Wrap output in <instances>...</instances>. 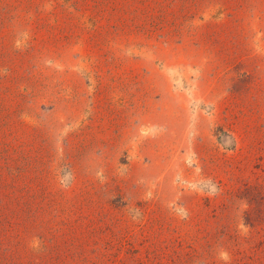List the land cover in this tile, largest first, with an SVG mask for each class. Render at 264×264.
<instances>
[{
  "label": "rangeland",
  "instance_id": "374dc122",
  "mask_svg": "<svg viewBox=\"0 0 264 264\" xmlns=\"http://www.w3.org/2000/svg\"><path fill=\"white\" fill-rule=\"evenodd\" d=\"M147 10L150 38L166 46L158 58L178 65L165 70L179 96L166 93L163 126L141 132L165 143L162 168L113 173L94 192L76 161L19 145L10 104H0V264H264V0H147ZM50 64L0 61V89L15 80L28 91L22 100L32 105L21 111L39 125L32 143L54 139L40 116L58 101ZM30 74L43 81L32 86ZM148 106L131 99L127 108L136 121L160 123ZM233 118L246 119L247 129L240 120L230 127L242 159L221 128ZM180 191L199 201L184 207Z\"/></svg>",
  "mask_w": 264,
  "mask_h": 264
},
{
  "label": "crops",
  "instance_id": "0c3cea01",
  "mask_svg": "<svg viewBox=\"0 0 264 264\" xmlns=\"http://www.w3.org/2000/svg\"><path fill=\"white\" fill-rule=\"evenodd\" d=\"M165 50L163 39L150 38L147 0H0V61H13L14 66L50 61V83L58 100L40 113L51 119L48 135L54 139L47 141L42 135L32 143L39 125L34 126V115L21 111L32 105L22 100L28 91L22 87L17 90L15 80L0 89V104H10V130L18 137L17 143L35 144L32 149L38 147L41 152L51 146V161H76L84 186L89 188L88 179L93 178L94 192L101 191L113 173L126 178L136 168L148 171L155 166L160 170L165 161V143L143 137L141 132L152 126L158 134L163 126L166 93L179 96L172 87L167 88L165 70L174 71L178 65L158 58ZM25 79L32 86L43 81L37 74ZM142 98L150 105V114L161 118L160 123L145 125L128 110L131 99ZM230 114L226 111L228 118ZM231 120L233 124L221 126L231 134L230 127L235 128L237 120L243 125L246 121ZM71 131L75 135H70ZM196 140L191 138L190 143ZM67 150H75L76 154L66 155ZM175 151L179 157L180 149ZM243 152L238 148L232 151L241 159L245 157ZM211 153L213 158L216 153ZM209 154L205 151L204 156ZM36 155L48 160L41 159L40 153ZM180 192L184 207H188V197L199 201L196 195Z\"/></svg>",
  "mask_w": 264,
  "mask_h": 264
}]
</instances>
